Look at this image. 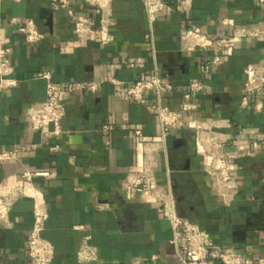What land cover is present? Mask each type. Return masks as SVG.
<instances>
[{"label":"crops","instance_id":"crops-1","mask_svg":"<svg viewBox=\"0 0 264 264\" xmlns=\"http://www.w3.org/2000/svg\"><path fill=\"white\" fill-rule=\"evenodd\" d=\"M50 1L0 0V38L11 49L10 78L16 81L13 87L0 89V153L25 147L15 160L0 162V185L6 181L10 186L24 169L53 173L33 180L47 206L42 237L53 251L50 264H77L76 253L86 237L96 260L85 264H132L136 259L140 264H180L182 251L171 243L173 231L159 207L124 184L128 174L140 170L142 153L123 125L153 138L159 134L157 121L126 99L124 87L107 82L134 80L154 66L174 85L162 99L171 108L178 107L191 78L207 84L208 90L194 99L195 117L215 126L240 185L230 205L222 206L202 171L205 159L184 117L181 128L166 138V155L157 157L158 179L161 184L168 181L177 215L205 230L215 247L264 258V151L255 141L256 134L264 135V89L251 99V104L261 103L260 112L238 103L244 68L264 65V14L256 0H192L183 12L169 9L174 0H165L168 8L152 27V47L144 39L148 27L138 0H112L113 42L102 46L92 41L83 47L77 45L65 13L51 8ZM70 3L77 11L88 12L80 0ZM13 17L34 20L46 39L24 44L9 25ZM224 20L248 27L256 37L235 45L221 66L201 74L200 65L213 53L188 49L182 33L192 29L225 37L231 26L222 24ZM128 63L136 66L129 69ZM44 72H50L57 85L104 84L93 95L64 93L60 132L42 138L30 128L27 114L44 98V83L37 79ZM103 126L108 130L102 131ZM32 205L30 198L15 201L9 226L0 225V264H29L25 241Z\"/></svg>","mask_w":264,"mask_h":264},{"label":"built area","instance_id":"built-area-1","mask_svg":"<svg viewBox=\"0 0 264 264\" xmlns=\"http://www.w3.org/2000/svg\"><path fill=\"white\" fill-rule=\"evenodd\" d=\"M19 3L23 0H6ZM88 12L82 13L74 9L70 0H51L49 5L65 13L67 22L79 47L95 41L102 46L109 45L114 40L113 29L116 25L112 13V0H80ZM147 23V33L144 39L153 44L152 27L157 17L168 4L165 0H138ZM192 0H174L169 9L186 11L191 7ZM256 7L264 14V0H256ZM231 26V33L225 37H215L198 30L188 29L182 33V40L190 50L212 51L211 59L203 62L200 67L201 74L221 66L229 52L237 44L249 38H255L256 33L246 26L234 25L230 20L222 22ZM9 25L16 33L23 37L26 45L42 43L46 35L41 32L34 20L10 18ZM11 49L0 38V89L13 87L16 83L10 76L13 73V64L10 61ZM127 68L132 69L135 63H128ZM244 81L239 91V107L250 108L258 113L262 109L261 103L251 104V99L258 96L264 89V65L249 64L244 70ZM37 79L44 83V98L29 107L27 121L30 128L44 138L55 136L60 132V123L64 118L62 95L77 94L93 95L97 93L104 81H68L57 85L52 82L51 73H41ZM114 87H124L125 97L132 103L142 106L152 114L158 124L159 134L147 138L135 126L125 123L124 130L130 139L138 144L142 153L140 170L128 174L124 184L138 189L143 201L153 203L159 207L161 216L168 221L173 231L171 243L179 247L182 255L178 256L180 264H264V258L259 256L241 255L228 252L211 245L208 233L198 225L181 219L175 208L170 185L161 184L158 179V155H166V138L170 133L181 128L184 117L188 118V128L194 132L196 148L205 159L202 167L208 182L222 206H229L237 195L240 185L233 177V163L225 152L226 144L219 137L215 126L207 124L195 117L197 104L194 99L208 90L207 84L201 78H191L180 93V104L171 108L163 103V97L174 90V85L167 75L161 73L156 66L148 72L141 74L131 81L109 79L107 81ZM50 128L52 130H50ZM108 127L103 126L102 131ZM255 141L261 143L264 151V135H255ZM25 147H14L0 153V162L7 163L15 160ZM52 150H55L53 148ZM244 153L241 154L243 156ZM53 173L34 172L24 169L14 182L8 186L6 181L0 185V225L9 226V212L15 201L30 198L32 205V223L25 241V255L29 264H50L53 251L49 243L42 237L44 223L48 218L47 206L42 192L34 185L36 178H49ZM5 191H2L4 190ZM86 237L76 253L77 264H85L96 260L95 249L88 244ZM132 264H140L136 259Z\"/></svg>","mask_w":264,"mask_h":264}]
</instances>
